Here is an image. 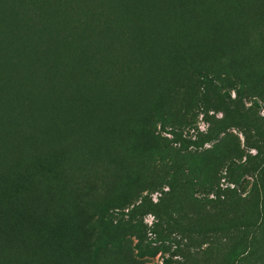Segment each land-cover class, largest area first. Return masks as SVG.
I'll use <instances>...</instances> for the list:
<instances>
[{
	"label": "rangeland",
	"instance_id": "1",
	"mask_svg": "<svg viewBox=\"0 0 264 264\" xmlns=\"http://www.w3.org/2000/svg\"><path fill=\"white\" fill-rule=\"evenodd\" d=\"M0 264H264V0H0Z\"/></svg>",
	"mask_w": 264,
	"mask_h": 264
},
{
	"label": "trees",
	"instance_id": "2",
	"mask_svg": "<svg viewBox=\"0 0 264 264\" xmlns=\"http://www.w3.org/2000/svg\"><path fill=\"white\" fill-rule=\"evenodd\" d=\"M91 90H92V87L90 86V84H89V86H84V92L89 93L90 99L92 97L90 94ZM66 102L71 107L72 102L69 100H67ZM28 190L30 192H28V194L26 196V200H27V209H28L27 212L29 214H32L37 210L35 207V203L37 205L38 201L47 202L49 200H57V195L55 193H52L50 190L46 194H43L41 191H39L37 189H33L31 187H29ZM58 207H60V204Z\"/></svg>",
	"mask_w": 264,
	"mask_h": 264
}]
</instances>
